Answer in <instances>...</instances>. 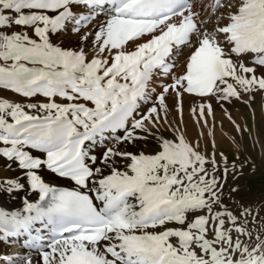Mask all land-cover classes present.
I'll use <instances>...</instances> for the list:
<instances>
[{"label":"snow or ice","instance_id":"1","mask_svg":"<svg viewBox=\"0 0 264 264\" xmlns=\"http://www.w3.org/2000/svg\"><path fill=\"white\" fill-rule=\"evenodd\" d=\"M0 89L23 98L0 158L37 197L0 208L24 249L0 264H264V201L230 208L236 161L201 148L214 103L243 137L225 105L264 94V0H0Z\"/></svg>","mask_w":264,"mask_h":264},{"label":"bare ground","instance_id":"2","mask_svg":"<svg viewBox=\"0 0 264 264\" xmlns=\"http://www.w3.org/2000/svg\"><path fill=\"white\" fill-rule=\"evenodd\" d=\"M0 96L7 97L16 101H20L23 98L17 96L16 94L9 92L7 90L0 89ZM173 98L170 96L168 98V103L171 106L173 104ZM192 101L191 98L185 97L184 99V107H183V119L184 122L188 126V132L190 137H195L196 133L200 131V127L197 125H194L193 123V117L190 113V105ZM261 111L262 114H264V101H261ZM213 107L215 109V116H208V126L203 129L204 137L201 140V148H204L206 144L209 142L212 146V139L213 137L208 135L209 132L215 133V143H216V151H219L218 148H221V146L229 147L232 143L233 148L236 150L237 146L239 144L238 138H242L241 134L234 128L232 123L227 119L224 112L220 108L219 105L213 104ZM225 107L230 111L233 115V117L236 119V121L243 126V109L241 108L238 101H234L231 105H225ZM179 118L178 116L176 117ZM263 120V119H262ZM247 132V131H246ZM252 133V132H251ZM233 137L235 138V143L233 142ZM258 138V137H257ZM245 136H243V142H244ZM100 149H98L99 151ZM240 152V148H239ZM218 153V152H217ZM241 155V153L239 154ZM240 157V156H239ZM43 177L46 181L55 183L57 185H66L68 186V183L65 181H61L58 178L54 176V174L50 173L47 170H44L42 172ZM19 177L21 179V182L24 183L25 187L23 190L19 191H13L9 193L6 190V185H0V208H3L5 210H15L18 208H21L23 205L24 199L27 197L28 199H35L36 194L32 192L30 189L27 180L23 178V174L21 171L17 168V166L11 162L6 161L3 158H0V181L6 180L8 178H16ZM16 245L20 244L19 242H15ZM5 251L10 252L12 254H23L24 249L18 250L16 247H12V245H7L6 243L0 241V254H3ZM31 255L33 256V264H37V254L33 251L31 252Z\"/></svg>","mask_w":264,"mask_h":264},{"label":"rangeland","instance_id":"3","mask_svg":"<svg viewBox=\"0 0 264 264\" xmlns=\"http://www.w3.org/2000/svg\"><path fill=\"white\" fill-rule=\"evenodd\" d=\"M261 101H264V94L257 93L251 108L238 102L244 113L243 126L248 129L243 134L244 142L243 137L238 138L239 154L241 153L239 159L236 158V150L232 143L229 147L221 146L217 151L227 155L230 163L235 160L237 164L235 170L229 168L227 183L224 186V202L234 210H238L239 203L257 205L264 201V114L261 111ZM205 147L208 151L212 150L209 142ZM241 164H243L242 168ZM235 187H238L239 191L231 193L230 199L229 189ZM261 216H264V209L261 210Z\"/></svg>","mask_w":264,"mask_h":264}]
</instances>
